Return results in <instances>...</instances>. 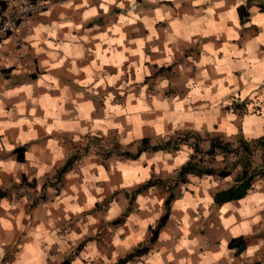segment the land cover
Listing matches in <instances>:
<instances>
[{
	"label": "clouds",
	"instance_id": "1",
	"mask_svg": "<svg viewBox=\"0 0 264 264\" xmlns=\"http://www.w3.org/2000/svg\"><path fill=\"white\" fill-rule=\"evenodd\" d=\"M4 4L0 264H264V0Z\"/></svg>",
	"mask_w": 264,
	"mask_h": 264
},
{
	"label": "trees",
	"instance_id": "2",
	"mask_svg": "<svg viewBox=\"0 0 264 264\" xmlns=\"http://www.w3.org/2000/svg\"><path fill=\"white\" fill-rule=\"evenodd\" d=\"M213 143L215 144L216 142L213 141ZM145 144H147V141H145ZM197 150H198V149H197ZM191 167H192L195 171H197V172L201 171L200 166H199L198 164H192ZM246 176H247V172H245V177H246ZM245 187H246V185H245ZM243 191H244V187H242L241 189H239L238 191H236L235 194H236V195H240V194L243 193ZM3 195H4V194L0 192V197H2ZM230 195H231V193L229 194V196H230ZM229 196H224V197H220V196H218V197H217V202H219L221 199H225V200H226V199L229 198Z\"/></svg>",
	"mask_w": 264,
	"mask_h": 264
},
{
	"label": "crops",
	"instance_id": "3",
	"mask_svg": "<svg viewBox=\"0 0 264 264\" xmlns=\"http://www.w3.org/2000/svg\"><path fill=\"white\" fill-rule=\"evenodd\" d=\"M0 8H5V4H4V0H0ZM242 12H243V10H241ZM5 75L7 76L8 75V72L7 71H5ZM33 79H35V77L33 76L32 77ZM22 152H23V150L22 149H19L18 150V153L20 154V156H21V161H22ZM27 181L25 180V183H26ZM34 186V185H33ZM1 193H3L4 195L3 196H5V195H7V193H5V192H3V191H0ZM2 196V197H3ZM117 223H120L119 221H117ZM239 244H240V247L241 248H243V241L241 240L240 242H239Z\"/></svg>",
	"mask_w": 264,
	"mask_h": 264
},
{
	"label": "built area",
	"instance_id": "4",
	"mask_svg": "<svg viewBox=\"0 0 264 264\" xmlns=\"http://www.w3.org/2000/svg\"><path fill=\"white\" fill-rule=\"evenodd\" d=\"M5 8H6V5H5ZM9 35H11V33H9Z\"/></svg>",
	"mask_w": 264,
	"mask_h": 264
},
{
	"label": "rangeland",
	"instance_id": "5",
	"mask_svg": "<svg viewBox=\"0 0 264 264\" xmlns=\"http://www.w3.org/2000/svg\"><path fill=\"white\" fill-rule=\"evenodd\" d=\"M198 151H199V149H198Z\"/></svg>",
	"mask_w": 264,
	"mask_h": 264
}]
</instances>
